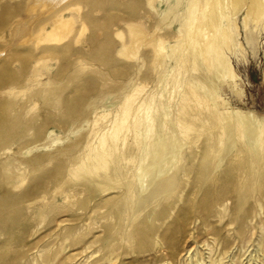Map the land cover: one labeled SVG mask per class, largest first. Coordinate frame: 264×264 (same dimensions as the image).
<instances>
[{
  "label": "bare ground",
  "instance_id": "1",
  "mask_svg": "<svg viewBox=\"0 0 264 264\" xmlns=\"http://www.w3.org/2000/svg\"><path fill=\"white\" fill-rule=\"evenodd\" d=\"M241 32L254 55L264 0H0L4 201L54 226L0 264H264V118L220 93ZM72 76L89 98L60 96ZM44 136L74 146L35 178Z\"/></svg>",
  "mask_w": 264,
  "mask_h": 264
},
{
  "label": "rangeland",
  "instance_id": "2",
  "mask_svg": "<svg viewBox=\"0 0 264 264\" xmlns=\"http://www.w3.org/2000/svg\"><path fill=\"white\" fill-rule=\"evenodd\" d=\"M116 15L118 16L119 12ZM155 22L154 19L150 18L146 19L143 25L150 31L152 27L155 26ZM245 38V34L241 32V42L245 46L247 52L245 60L237 61L233 57L230 58L231 66L237 77V89L220 86L222 99L228 104V109L223 112H228V110L231 113L237 111L244 113L253 112L264 118V36L262 35L255 39V34H252L253 41H255L254 55L251 48L246 47ZM18 54L19 52L16 53V55ZM68 79H71L73 82L65 84L66 90L63 93L60 92V96H66L69 100L75 101L80 96L74 93V91L77 90L85 98H89L88 90L78 81V76H72ZM127 79V74H124L122 78L108 76L107 80L116 81L118 83L117 86L108 87V90L112 88H122ZM78 104L79 102L75 103V105ZM64 113L65 111L61 109L57 116L61 117ZM225 119H227V117H225ZM225 125L231 127L232 122L227 120ZM236 144L238 147H241L242 141L236 139ZM30 145L33 147L24 151L22 153V158L23 162L29 166L30 170L32 172L34 171L32 177L35 178L40 176L41 171L50 170L51 167L54 168L55 165L59 164L62 160L60 155L74 146L69 140L66 143L52 142L45 136L30 142L29 146ZM241 152L246 151L242 149ZM2 182V177L0 176V204L5 205L7 208L4 217L8 218V221L3 223L0 227L3 234V237L0 239V245L3 244L4 249L10 252H16L19 247V242L22 240L26 249H32L35 245H43L45 243V237H49L48 235L54 229V226H44L39 233L34 235L31 228L38 221L40 215L27 214L23 215L20 220L15 221L16 215L25 210L26 204L18 207L16 203L12 201L5 202L4 197L7 194V190ZM11 195V193L10 195L8 194V198H11ZM2 200L4 202H2ZM55 218L59 221L64 220L63 215H57ZM123 264H127V262Z\"/></svg>",
  "mask_w": 264,
  "mask_h": 264
}]
</instances>
